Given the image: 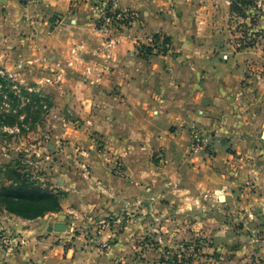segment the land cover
<instances>
[{"label": "crops", "instance_id": "0c3cea01", "mask_svg": "<svg viewBox=\"0 0 264 264\" xmlns=\"http://www.w3.org/2000/svg\"><path fill=\"white\" fill-rule=\"evenodd\" d=\"M41 1L45 12L62 20L45 36L62 40L56 46L85 37L87 50L99 57L78 65L65 82L68 108L79 119L66 122L60 135L69 140L64 150H73L81 165L66 166L59 177L61 210L45 224L6 212L21 244L1 264H75L74 248L61 239L72 223L97 224L128 209L149 213L186 202L189 190L213 199L229 197L244 181L264 189V42L233 44L238 34L229 27L231 0ZM102 4L138 10L143 31L163 29L174 36L172 50L139 53L136 23L104 58L96 29L107 9ZM40 38L25 42L51 50V42L46 48ZM193 126L209 136L207 151L191 150ZM76 145L87 150L78 155ZM118 161L125 169L121 175L112 169ZM56 222L67 224L65 233L49 230Z\"/></svg>", "mask_w": 264, "mask_h": 264}, {"label": "rangeland", "instance_id": "374dc122", "mask_svg": "<svg viewBox=\"0 0 264 264\" xmlns=\"http://www.w3.org/2000/svg\"><path fill=\"white\" fill-rule=\"evenodd\" d=\"M15 3L25 9L18 11ZM41 4V0L0 1V191L27 183L51 191L59 207L39 216L34 215L36 208L22 207L31 215L26 217L0 202V264L21 244L13 236L17 229L8 224L6 212L45 224L51 213L61 210L64 192L59 177L66 166L81 165L73 150H64L69 140L60 135L66 122L78 118L68 108L65 82L78 72V65L99 57L98 52L87 50L85 37L56 46L54 42L62 40L45 36L59 29L62 20L45 12ZM125 9L102 10L96 21L104 58L111 57L120 34L136 23L139 29L133 38L139 53L172 50L173 35L163 29L143 31L146 24L139 11ZM231 13L229 27L238 34L235 46L257 44L260 38L264 42V0L243 1ZM28 29L33 36L24 35ZM37 34L42 44L51 42V50L33 49L25 42L27 37L35 40ZM95 145L99 150L100 144ZM76 146L78 155L87 150ZM259 148L264 151V145ZM112 169L118 175L125 170H117L116 165ZM231 193L211 199L189 190L186 202L159 206L149 213L128 209L97 224L72 223L71 233L61 239L74 248L75 264H264V189L244 181Z\"/></svg>", "mask_w": 264, "mask_h": 264}, {"label": "trees", "instance_id": "16d2710c", "mask_svg": "<svg viewBox=\"0 0 264 264\" xmlns=\"http://www.w3.org/2000/svg\"><path fill=\"white\" fill-rule=\"evenodd\" d=\"M243 1L251 2L252 0H232L231 8L235 11L238 10ZM0 202L9 211L26 217H31V215L24 213L23 208L34 207L36 208V214L34 215L39 216L43 212L54 211L59 207L57 205V199L51 191H42L34 185L29 186L23 182L2 187L0 191Z\"/></svg>", "mask_w": 264, "mask_h": 264}, {"label": "built area", "instance_id": "2783aa9c", "mask_svg": "<svg viewBox=\"0 0 264 264\" xmlns=\"http://www.w3.org/2000/svg\"><path fill=\"white\" fill-rule=\"evenodd\" d=\"M127 22H130V18L127 17ZM210 146V139L205 133L204 130L201 128L195 126L192 129V144H191V150L193 152L199 153V152H205ZM117 170H122V164L120 161L116 164Z\"/></svg>", "mask_w": 264, "mask_h": 264}, {"label": "water", "instance_id": "95a60500", "mask_svg": "<svg viewBox=\"0 0 264 264\" xmlns=\"http://www.w3.org/2000/svg\"><path fill=\"white\" fill-rule=\"evenodd\" d=\"M67 224L65 222H56L49 227V230H66Z\"/></svg>", "mask_w": 264, "mask_h": 264}]
</instances>
